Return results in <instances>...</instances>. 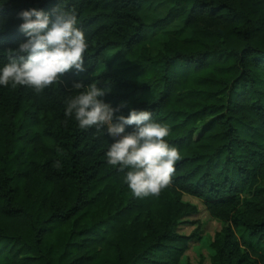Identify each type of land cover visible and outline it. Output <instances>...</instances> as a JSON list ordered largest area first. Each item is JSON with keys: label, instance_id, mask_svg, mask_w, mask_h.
I'll return each instance as SVG.
<instances>
[{"label": "trees", "instance_id": "trees-1", "mask_svg": "<svg viewBox=\"0 0 264 264\" xmlns=\"http://www.w3.org/2000/svg\"><path fill=\"white\" fill-rule=\"evenodd\" d=\"M153 1L0 6V59L26 39L18 13L33 7L74 11L91 41L87 71L39 93L0 87V264H180L184 194L226 223L212 264H264V0H173L151 27L182 19L190 35L151 55L141 12ZM93 81L122 114L148 109L170 129L180 159L158 195L135 197L106 162L111 138L65 117L73 82Z\"/></svg>", "mask_w": 264, "mask_h": 264}, {"label": "clouds", "instance_id": "clouds-1", "mask_svg": "<svg viewBox=\"0 0 264 264\" xmlns=\"http://www.w3.org/2000/svg\"><path fill=\"white\" fill-rule=\"evenodd\" d=\"M4 2L0 0V6ZM18 19L26 39L0 59V87L24 86L39 93L70 71H87L91 41L74 11L60 5L50 11L33 7L19 12ZM98 84L73 82L76 94L65 100V117L74 119L80 129L95 128L111 138L106 162L124 172L125 183L135 197L158 195L180 159L178 150L165 139L170 129L157 122L148 109L122 114L121 107L105 102L108 89Z\"/></svg>", "mask_w": 264, "mask_h": 264}, {"label": "rangeland", "instance_id": "rangeland-1", "mask_svg": "<svg viewBox=\"0 0 264 264\" xmlns=\"http://www.w3.org/2000/svg\"><path fill=\"white\" fill-rule=\"evenodd\" d=\"M172 6L173 0H154L141 12V17L148 25L146 45L151 55L162 50L168 37L175 36L181 39L190 35V30L184 26L182 19L175 20L166 27H161L160 24L151 27L152 23L163 19ZM116 53V50L108 51L105 61L97 66L93 74L98 75L107 71V63ZM181 201L192 206L194 212L184 215L175 229L180 234L191 236L188 249L181 258L180 264H212L215 251L211 244L215 235L226 226V223L211 217L204 202L196 197L184 194L181 196Z\"/></svg>", "mask_w": 264, "mask_h": 264}]
</instances>
